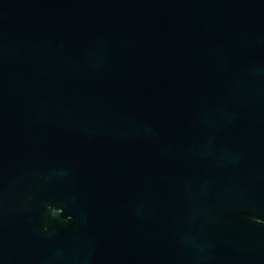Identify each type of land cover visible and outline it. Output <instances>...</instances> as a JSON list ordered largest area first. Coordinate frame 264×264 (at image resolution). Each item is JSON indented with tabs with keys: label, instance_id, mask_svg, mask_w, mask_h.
I'll list each match as a JSON object with an SVG mask.
<instances>
[{
	"label": "water",
	"instance_id": "obj_1",
	"mask_svg": "<svg viewBox=\"0 0 264 264\" xmlns=\"http://www.w3.org/2000/svg\"><path fill=\"white\" fill-rule=\"evenodd\" d=\"M0 264H264V0H0Z\"/></svg>",
	"mask_w": 264,
	"mask_h": 264
}]
</instances>
